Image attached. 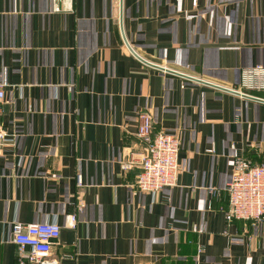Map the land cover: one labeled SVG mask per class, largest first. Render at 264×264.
Here are the masks:
<instances>
[{
    "label": "crops",
    "instance_id": "obj_1",
    "mask_svg": "<svg viewBox=\"0 0 264 264\" xmlns=\"http://www.w3.org/2000/svg\"><path fill=\"white\" fill-rule=\"evenodd\" d=\"M125 39L264 101L242 86L264 67V0H0V264H19L15 223L53 219L59 264H264V224L226 218L235 159L264 163V102ZM142 111L181 142L155 196L122 169Z\"/></svg>",
    "mask_w": 264,
    "mask_h": 264
},
{
    "label": "built area",
    "instance_id": "obj_2",
    "mask_svg": "<svg viewBox=\"0 0 264 264\" xmlns=\"http://www.w3.org/2000/svg\"><path fill=\"white\" fill-rule=\"evenodd\" d=\"M54 11H72L75 0H52ZM198 7L200 0H191ZM242 86L249 90L264 91V67L256 66L242 72ZM5 98V88L0 84V103ZM137 137L143 152L131 154L122 163L126 172L140 169L134 184L142 193L157 195L166 188L177 185L180 173L179 137L165 130H158L149 111H142L138 118ZM11 141V135L0 125V154ZM212 152V151H211ZM82 187L81 177L77 180ZM229 195L228 223L243 220L264 224V163L254 164L241 156L235 159V171L226 189ZM76 215H71L69 226L75 228ZM61 236V226L56 219L24 225L15 223L12 239L18 249L19 264H59L53 247ZM201 252V249H200Z\"/></svg>",
    "mask_w": 264,
    "mask_h": 264
},
{
    "label": "water",
    "instance_id": "obj_3",
    "mask_svg": "<svg viewBox=\"0 0 264 264\" xmlns=\"http://www.w3.org/2000/svg\"><path fill=\"white\" fill-rule=\"evenodd\" d=\"M121 21H122V15H121ZM123 37L125 38V35H123ZM125 41H126V39H125ZM126 43H127V45L129 46V48L131 49V51H132V52H133V53H134V54H135V55H136V56H137V57H138L143 63H145L146 65H148V66H150V67H153V68L158 69V70H161V71H165V72L170 73V74H173V75H177V76L182 77V78H184V79H188V80L196 81V82H201V83H204V84H206V85H210V86H213V87H216V88H220V89H222V90H226V91H229V92H231V93H234V94H237V95L243 96V97H245V98L254 99V100H257V101L264 102V101H262V100L255 99V98L250 97V96H248V95H244V94H242V93H238L237 91L224 89V88L218 87V86H216V85H212V84H209V83H206V82L200 81V80L195 79V78H193V77H189V76H187V75H182V74L177 73V72H175V71H172V70H170V69H166V68H164V67H159V66H157V65H153V64H151V63H149V62L143 60L142 58H140V57H139V56H138V55L132 50V48L130 47V45L128 44L127 41H126Z\"/></svg>",
    "mask_w": 264,
    "mask_h": 264
}]
</instances>
